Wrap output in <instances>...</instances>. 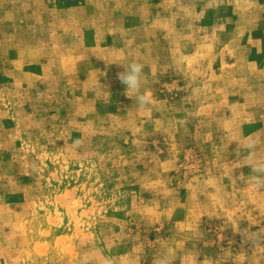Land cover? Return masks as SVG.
Returning <instances> with one entry per match:
<instances>
[{
	"label": "rangeland",
	"instance_id": "1",
	"mask_svg": "<svg viewBox=\"0 0 264 264\" xmlns=\"http://www.w3.org/2000/svg\"><path fill=\"white\" fill-rule=\"evenodd\" d=\"M246 139L264 0H0V264H264Z\"/></svg>",
	"mask_w": 264,
	"mask_h": 264
},
{
	"label": "clouds",
	"instance_id": "2",
	"mask_svg": "<svg viewBox=\"0 0 264 264\" xmlns=\"http://www.w3.org/2000/svg\"><path fill=\"white\" fill-rule=\"evenodd\" d=\"M122 65L124 66V71L117 73V78L126 86L125 95L132 100L133 97L135 98L138 110L146 109L152 103V95L150 91H141L143 87L142 76L144 65L135 60ZM74 143L78 144L79 142ZM244 148L247 152L246 159L248 161L244 165L250 166L252 173L247 176L248 179L245 182L256 189H264V158L258 155L259 148L257 141L255 139H246ZM237 155H239L238 152ZM239 233L244 240H250L253 243L264 241V229L251 234H249L247 229H242ZM80 264H92L91 258L88 255H84ZM104 264H111V262L105 258ZM158 264H174V260L169 254L165 253L159 258Z\"/></svg>",
	"mask_w": 264,
	"mask_h": 264
}]
</instances>
